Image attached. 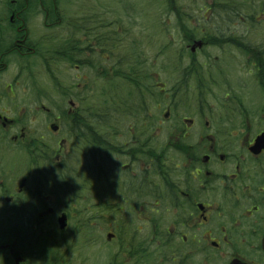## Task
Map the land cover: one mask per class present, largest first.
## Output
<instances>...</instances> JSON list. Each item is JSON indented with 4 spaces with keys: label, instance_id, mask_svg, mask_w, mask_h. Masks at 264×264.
<instances>
[{
    "label": "flooded vegetation",
    "instance_id": "flooded-vegetation-1",
    "mask_svg": "<svg viewBox=\"0 0 264 264\" xmlns=\"http://www.w3.org/2000/svg\"><path fill=\"white\" fill-rule=\"evenodd\" d=\"M200 2L203 4L196 14L185 17L195 29L191 38L201 40L204 46L193 53L190 79L200 83V87L219 81L215 74L223 78L224 65L220 61L226 57L234 61L240 71L255 78L264 93V0ZM96 3L101 9L94 18L95 50L98 54H114L117 28L109 33L102 31L100 12L104 3L102 0ZM67 5L68 0H0V74L10 67L7 58L11 55H17L20 62L26 64L30 57L52 53L53 31L58 24L67 26L63 35L68 36V40L70 17L63 10ZM105 12L113 13L111 9ZM110 18L111 24L114 17ZM109 28L111 30L112 26ZM80 40L77 42L84 45L85 38L82 36ZM65 43L68 49L74 42ZM207 47H215L220 52L209 57L202 53ZM3 84L0 82V88ZM229 84L227 82V86ZM4 88L11 90L9 86ZM5 99H18V96L13 90L7 96L0 93V264H38V260L53 264L48 256L26 254L28 250L15 241L21 235L20 229L7 233L2 227L5 212L1 205L19 203L27 190L26 186L20 188L21 182L24 180L27 184L39 172L36 159L24 166L16 164L15 160L28 147L36 157L33 148L37 137L32 138V130L25 122H32L38 109L30 110L25 116V110L16 108L14 103L5 107L2 104ZM170 100L180 107L186 105L185 109L192 110L195 119L189 114L175 115L171 119L164 114L163 119L157 118L153 136L158 129V135L165 137L162 148L169 136L173 141L168 150L163 151L164 156L151 155L152 162L163 156L160 175H147L148 148L134 150L133 147L137 141L145 145L149 115L138 116L139 126L129 129L125 139H119L118 135L113 138L127 146L114 157H125L126 162H120L121 168L126 169L125 173L128 169L130 172L117 177L110 186L103 183V178H99L96 185L100 200L109 192L110 199L120 198L127 204V207L95 210L97 227L108 223V215L123 214L111 219L118 230H113L114 236L108 239L117 242L116 255L108 264H264V99ZM41 108L50 114L48 108ZM73 108L66 111L68 124L69 117L79 113ZM62 120L60 115L52 117L59 127L53 133L57 134L66 126ZM195 122L200 125L197 129ZM48 125L45 128L49 131ZM68 128L69 125L65 130ZM192 134H198V139L187 142ZM231 136H237L235 145H231ZM66 141L62 151L54 153L42 141L45 151L41 161L46 163L45 168L49 159L54 157V161H58L60 154L68 150L64 148ZM153 145L160 151L159 145ZM135 166L140 170L134 172L131 168ZM145 170L146 175H142ZM175 172L178 175L172 178ZM151 190L156 197H151ZM12 210L9 209V214ZM37 216L35 222L40 223L30 227L39 229L43 239L48 238L51 234L49 215L40 209ZM124 234H127L126 239L122 238Z\"/></svg>",
    "mask_w": 264,
    "mask_h": 264
},
{
    "label": "trees",
    "instance_id": "trees-1",
    "mask_svg": "<svg viewBox=\"0 0 264 264\" xmlns=\"http://www.w3.org/2000/svg\"><path fill=\"white\" fill-rule=\"evenodd\" d=\"M80 3L81 5H78ZM194 3L189 5L187 2H185V0H154L153 4L151 5L155 6L157 9L150 8L151 5L149 7V9L153 12L152 16L157 17L161 14H164L166 16H173L175 18V22L173 24L174 27L172 26L173 28L169 26L167 21L164 23L153 21L152 24H157L156 31H154L155 29L151 28L149 35L151 40L154 36H164V44L159 47V53H162L166 50V52H170L175 56L176 65L173 67V69L177 72L178 79L177 82L172 83L171 87L167 90V99H183L185 93L184 91L188 85L187 81L191 72L189 67L182 66V62L183 58L192 56V54L184 48L183 43L188 42L191 39V35L195 29L192 28L191 24L187 23L184 18L192 15V6ZM76 7L77 12L75 11V15H77L76 17H81V19L71 23V35L68 38L69 41L74 43H71L69 49L67 50L66 46L63 45L64 41H68L67 39L63 40V38H60L59 42H55L52 51L54 64L57 61L73 63L74 60H78L79 57H82L81 61L77 62L80 66L87 68V71L94 73L97 77L105 76L104 85H102L99 93V95L103 98V107L98 109L88 104V99L91 96V93L89 92L81 97L82 101L78 100L81 103H85L86 111L84 113L82 112L83 114L81 116L79 114L81 111L78 107L79 113L69 117L71 118V122L67 124L69 125L68 130H65L67 126L64 127V133L67 135L69 142L68 151L62 152L60 154V161H54L53 158L49 159L47 162L48 168H45L46 163L43 165V182L40 181L41 183L38 185L36 184V194L33 196V198L35 199L36 203L41 202L43 186L45 187L46 191L58 196L60 198L58 200L63 206V210L67 212L70 221L72 222L70 224L71 228L68 230V232L70 231L69 233L71 236L82 234L84 237L87 234L94 233L93 223L96 224L97 220L95 210L99 207L98 204H91L88 199L84 198L85 192H90L94 196L95 190V186H93L91 183H88L87 178L103 175L105 176V179H107L108 176L112 175L110 170H112L114 167L113 163L116 164V159L113 156L122 153L127 147L124 146L120 141H117L120 143L115 142L113 138L121 134L120 130H125L124 132H128L129 129L139 126L136 123V119L138 116H143V114L147 115V111L150 112L146 99H148V97H152L153 93L147 84V80L149 78L151 79L152 73L151 71L147 72L145 70L143 59L139 54L136 53V44L132 48L133 53L122 52L124 54L122 58L119 56L117 57V55L112 56V65L114 66L113 73L111 71L112 69H110L111 67L109 68L107 65H101L100 59H104L102 57L103 55L97 57L94 50L95 30L93 26L96 15L94 10V0H80ZM171 28L172 30L176 31L180 41L183 42L178 43V46H173L172 40L166 37V32H170ZM116 32L118 35V37H116L117 46H120L123 43V40L120 38V36L124 35L125 37H128L129 31H127L125 28H121V30L117 28ZM78 33H83L82 36L85 38V46L83 48L81 46L82 44L80 45L77 42L80 40L76 35ZM174 36L176 37L175 34ZM165 37L167 39H165ZM79 49L81 50L79 51ZM133 56L135 57L134 60ZM38 57L41 58L44 65L47 64V55L38 54ZM160 57L161 55L156 58L155 61L157 62ZM47 71L54 85L58 86L59 81L56 78L57 75L55 67L53 66L52 70H49L48 68ZM108 74H110L109 77H107ZM95 76L92 80L96 79ZM117 78L123 81L124 84L126 83L129 85L126 88L125 94L118 92L119 85L116 87L114 86L113 81H116ZM124 87L125 86H121L120 89L123 90ZM88 88L89 86H87V89ZM63 95L67 94L63 92ZM92 99H94V95ZM107 100L108 102H105ZM157 106L158 104H154L152 106L153 112L156 110ZM174 106L175 102L171 101L169 103V107L173 109ZM62 114H65V112ZM148 115L150 118L148 117V119H146L148 124L145 125V145L143 146L141 141H137L133 147L135 148L134 150L148 148L149 167L147 175L158 176L161 174L160 171L162 170L160 167V160L163 161V151L165 148L168 150L170 145L173 144V141L172 136H169L165 148L162 147L164 143H166V140H164L162 143L157 142L158 145H161L160 151L153 145L155 142H153L154 139L152 130L156 127L157 118L153 113L152 115ZM148 120L150 122H148ZM46 144L53 147L51 143ZM33 149L36 151V157H34V159H37L38 162L39 160H44L41 155L45 151V146L43 145L42 139L40 137L34 141ZM28 153L32 154L30 147H28ZM78 153H83L88 159H90L89 165L83 168V170L80 169V171L76 166L77 161L75 160ZM160 153L163 154V156L160 157V160L152 162L151 155H157ZM41 162L43 163V161ZM39 167L40 164H38V168ZM51 170L53 171L50 172ZM82 175L86 176L82 177ZM142 175H146V170ZM107 182L110 181L107 179ZM152 192L153 191L151 190V197H156V195L152 194ZM109 200L110 198L107 197V201L102 203L100 208H110ZM81 206L83 207L82 209ZM89 208L91 210H89ZM104 228L106 231L108 230L107 226ZM122 228L123 225L120 226V229ZM22 231H24V229ZM54 231L58 233L57 236L52 237V241L55 242L53 255L56 260V258L58 259L61 255L56 252V249L58 248L59 244L64 242L65 239L63 236H65V231L63 232L57 229ZM56 237L60 238V240L56 241ZM37 243L38 246L41 245L39 240ZM57 254L58 256H56Z\"/></svg>",
    "mask_w": 264,
    "mask_h": 264
},
{
    "label": "rangeland",
    "instance_id": "rangeland-1",
    "mask_svg": "<svg viewBox=\"0 0 264 264\" xmlns=\"http://www.w3.org/2000/svg\"><path fill=\"white\" fill-rule=\"evenodd\" d=\"M78 3L79 1L76 0ZM154 0H111L110 5L114 8V11L117 14V23H108L107 26L110 25L115 28H125L129 29V41L130 43L125 45V40L122 43L124 46H120L117 50L115 55L120 58L123 57L122 52H127L129 48H131V43L134 42V45L137 44V54L141 56V58L144 61L145 64V70L151 71V79L149 78L147 80V84L149 85L150 90L152 91L153 95L152 97H148L146 99L147 104L149 106V111L151 113H155V116L158 119H162V115L166 111V108L164 105L159 107L163 103V101L167 102L168 94L167 90L171 87L172 83L177 82L178 75L177 72L174 71L173 67L175 64V56L170 53L163 51L162 53H159V47L164 44V36L158 35L154 36L153 39H150V29H155L156 31V23H153V18L151 17L153 15V12L149 9L150 5L153 4ZM188 0H185V2ZM128 3V5L132 6L133 11H131L133 14L130 13L129 10H125L123 8V4ZM184 4V3H182ZM78 5H81L78 4ZM109 5V2L107 3ZM76 6V4L74 5ZM71 7V4L68 5V8ZM150 8H156L155 6L151 5ZM157 9V8H156ZM113 11V14L115 12ZM102 13H105L104 10H101ZM131 16L132 18H129ZM105 21H108V18L111 17L109 14H105ZM38 21V18L36 19ZM156 20L160 23L168 22L169 26L172 27L174 24V19L172 16H166L164 14H161L156 17ZM104 21V24H105ZM174 27V26H173ZM172 27V28H173ZM170 29V32H166V37L170 38L173 42V46H178V43H180V38L178 37V34L176 31ZM42 30L38 32L40 34ZM58 29L56 31V36L61 34ZM176 35V37L174 36ZM60 36V35H59ZM165 37V39H167ZM120 38H122L120 36ZM128 41V42H129ZM129 47V48H128ZM131 50V49H129ZM206 52L209 53L212 56L219 53V49L215 47H207ZM114 55V56H115ZM161 55V57L155 61L156 58H158ZM113 56V55H112ZM112 56H108L106 58L107 62L104 65H107L111 67L112 73H113V65H112ZM135 57L133 56V60ZM20 58L17 55H11L7 58V62L9 64V68L5 71H3L0 74V82H4L2 87L0 88V93L4 96H7V88L5 87V84L10 83L13 79L16 73H18L17 69L15 70V66H19ZM29 61L31 63L30 69L23 70L25 73H33V77H31L30 82L26 83L21 76H18L17 85H15V88H18L17 96L18 99H5L2 100V104L5 107H8V103H14L16 108L25 110V116H28V112L30 110L34 111V108H37V114L34 116L35 119L30 121L29 123L25 122V125L28 127L29 130L34 131L36 134L40 135H46L49 139L52 137V144L54 146V149H57L58 139L62 138L61 130L58 131V135H53L52 132L48 131L45 127L52 123V117L55 115V111H66L68 109V102L67 98L63 95V92L65 93H71L75 94L74 96L78 97L77 100H81V97H83L86 93H91L90 98L88 99V104L91 105L94 108H102V96L99 95L100 90L102 88V85H104V77L95 76L94 73L87 71V68H81L80 70L74 69L72 65L65 61H57L53 65L56 70L57 79L59 81L58 86H55L52 81H48L46 78V75L44 73V68L39 64V60L36 57H30ZM187 62L184 61V64ZM221 65H224L223 67V78H226L227 81L221 80V83L214 82L212 85L208 86L207 88H200L203 97H197L199 95L198 88L200 86L197 85L195 80H191L190 77L188 79V85L186 86L185 93L183 99H264V93L263 90L260 89V85H257L255 82V78H250V74L248 75L245 72L240 71L237 64L233 61H228L226 57H224L220 61ZM110 72V71H109ZM111 73V72H110ZM23 74V75H24ZM96 77V79L92 80L93 77ZM110 74L107 75L109 77ZM215 78L220 80L221 76L215 74ZM226 82H229L232 84V86L225 85ZM114 86L119 85L118 92H121L122 94H125L126 88L129 86L128 84H124L123 81L119 80L117 78L116 81H113ZM87 86L89 88L87 89ZM121 86H125L123 90L120 89ZM195 88V89H193ZM206 90V92H205ZM30 95V98L27 99V97ZM160 94V96H159ZM28 95V96H27ZM94 95V99L93 98ZM233 95H237L239 98H234ZM76 97V98H77ZM26 98V99H25ZM157 98V99H155ZM87 100V99H84ZM105 102H108L105 101ZM158 102V109H156L154 112L152 110V106ZM3 106V107H4ZM42 106L48 108L51 111L50 115H46L43 110ZM97 106V107H96ZM180 108V110H179ZM186 105L172 109L170 108V114L168 118H171L173 115H191L192 116V110H184ZM8 109V108H7ZM79 109L81 112L86 111L85 103L79 102ZM24 116V115H23ZM189 116V117H191ZM193 117V116H192ZM195 119V117H193ZM30 125V126H29ZM199 123L195 122V129L199 127ZM123 130H120L122 132ZM154 137L156 138L159 134L158 129L154 131ZM122 135V134H121ZM198 134H192V138L186 139L187 142H191V140L194 142L198 139ZM227 139L228 137H221ZM237 136H231V145L236 143ZM165 140V137L160 139V137L157 138V141L159 143H162ZM20 149V148H17ZM174 151H172L173 153ZM16 164L19 165H26L29 162V157L26 156L25 152L22 151L21 155L16 156ZM75 160L76 166L79 169H82L87 167L89 165L90 159H88L83 153H78ZM115 161V159H114ZM121 161V159H119ZM116 162V161H115ZM126 160L123 161L125 163ZM114 164V163H113ZM178 175L177 172L171 174L172 178H176ZM86 176V175H82ZM120 177L118 175H111L109 177V181H117L116 178ZM87 178V177H86ZM99 177H88V183H91L93 186L97 185ZM31 184L28 185V189L31 188ZM97 187V186H96ZM47 193L44 192V195ZM51 197H48L47 202L44 205H48L54 209V212L52 214V217H48V223L51 224V227L53 229V236H57V232L54 231L56 229V216L63 210V206L59 202L58 199H60L58 196L54 195L53 193L50 195ZM84 198L88 199L89 202L92 204L96 203L95 197L90 192L84 193ZM91 199V200H90ZM143 200V198H141ZM44 202V200L42 199ZM2 203V202H1ZM123 207H127V204H121ZM84 206V205H82ZM81 206V209L83 208ZM76 207V206H75ZM1 208L4 209V212L6 213V220L2 223V227L9 232L10 229H13L16 227V229L23 230L25 226H27L26 218L15 220L16 217V211L12 210V214H9V208L1 205ZM77 208V207H76ZM42 208H39L35 201H30L27 204L26 213L29 216V219L35 220L37 218V211H39ZM90 210V208H89ZM11 217V219H10ZM120 218L123 217L122 215L117 216H108L109 221L107 225H111V219L113 218ZM71 224L72 222L69 221ZM114 223L117 224L115 221ZM106 222H103L101 226L105 227ZM94 225V223H93ZM50 228V225L49 227ZM109 228V227H108ZM102 228L100 229H94L93 234H87L83 237L82 234L79 235H70V233H65L64 242L59 244L58 248L56 249V252L58 254H61V260H63V264H108L111 260V258L116 255V244L115 241H107L106 239V230L102 231ZM23 235L18 237L17 240L21 246L30 243L32 238L29 233H26V231L22 232ZM126 235H123V239H126ZM59 237V236H58ZM115 239V238H114ZM120 239V238H119ZM60 240V238L56 237V241ZM59 243V242H58ZM55 242L52 240L45 239V241L41 244L42 248H46L47 251L44 256L47 255L51 249H55ZM26 254H33L35 257H38L39 254L31 252ZM52 254V256H53ZM58 254L56 256H58ZM52 256H49V259H52ZM52 261V260H51ZM43 260H38V264H43ZM61 264V263H58Z\"/></svg>",
    "mask_w": 264,
    "mask_h": 264
},
{
    "label": "water",
    "instance_id": "water-1",
    "mask_svg": "<svg viewBox=\"0 0 264 264\" xmlns=\"http://www.w3.org/2000/svg\"><path fill=\"white\" fill-rule=\"evenodd\" d=\"M199 44L200 43H198V45ZM53 128H55V127H53ZM48 211H51V209H48ZM66 219L67 218H66V214L65 213H61L60 216H58L57 222H58L60 228H64V226L66 225Z\"/></svg>",
    "mask_w": 264,
    "mask_h": 264
},
{
    "label": "bare ground",
    "instance_id": "bare-ground-1",
    "mask_svg": "<svg viewBox=\"0 0 264 264\" xmlns=\"http://www.w3.org/2000/svg\"><path fill=\"white\" fill-rule=\"evenodd\" d=\"M114 165V164H113Z\"/></svg>",
    "mask_w": 264,
    "mask_h": 264
}]
</instances>
